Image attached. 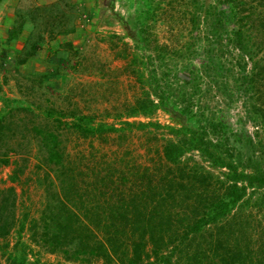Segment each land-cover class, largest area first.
Listing matches in <instances>:
<instances>
[{"label": "trees", "instance_id": "1", "mask_svg": "<svg viewBox=\"0 0 264 264\" xmlns=\"http://www.w3.org/2000/svg\"><path fill=\"white\" fill-rule=\"evenodd\" d=\"M167 1L168 6L175 2ZM181 2L182 11L178 14L184 17L187 25L186 33L178 42H159L153 28L161 13L156 0H135V8L128 12L126 20L129 27L126 29L133 41L131 45L114 32L107 36L114 56L124 61V68L140 87L134 100L125 101L121 113L116 114L119 127L115 123L96 122L90 114H67L64 110L60 111L61 118L54 117L53 121L65 124L84 137L102 136L157 126L150 121L132 122L123 117H150L157 110H164L173 116L177 126H167L170 136L163 137V164H168L167 167L173 171L187 163L182 160L186 153L197 151L212 168L226 169L220 172L225 179V184H222L224 190L214 205L210 199L216 175L204 167L199 170L183 167L186 172L180 189L168 181L141 180L143 171L147 172L149 168H140L138 164L128 169L124 164L125 167L120 168L121 182L119 173L109 178L105 172L106 178L99 180V186L90 188L91 191L99 190L100 199L87 200L90 206L101 207L99 227L92 224L91 216L85 218L73 208H67L66 215L57 213L52 220L56 225L53 241H59L62 234L66 235L65 232L72 235L69 249L63 251L72 259L86 261V258L95 256L110 258L114 244H126L128 264H147L144 259H149L150 254L158 258L156 262L159 264H179V261L181 264H191L193 260L201 259L226 260L228 256L217 253L211 239H205L204 244L196 247H192V243L245 198L249 187L264 188V170L260 166L240 164L241 158L234 155L237 148L228 144V141L235 140L226 138L222 130L223 121L206 102L210 88L218 92L227 88H244V96L251 99L255 96L246 94L250 89L254 88L257 97L260 92L255 88H264V0ZM39 8L61 11L51 16L49 29L41 27V30L51 33L56 47L66 45V49L51 48L49 60L65 64L70 61L71 67L81 64L80 49L86 31L75 20L76 4L72 0H56ZM66 12L72 13V17L69 23L63 24L62 19H67ZM21 19L24 20L23 17ZM35 28H17L18 32L22 30L24 45L30 44V53L23 63L29 61L28 57L44 54L42 35L45 32L39 33L36 41H29L30 36H34L31 32ZM40 37L41 40H38ZM246 106H250L247 107L249 112H261L264 116L261 105ZM12 116L11 113L8 117L7 112L0 113V144L9 137L11 129L8 118ZM39 137L44 141L48 157H60L59 138L54 131L41 128ZM223 140H227L229 147L226 153L221 152ZM12 152L0 150V166L10 161ZM244 167L250 171L247 172ZM138 170H142V173L139 174ZM23 229L15 187L0 188V248L11 247L14 252L9 253L7 259L14 260L16 264H34L29 260L28 253L18 252L23 244ZM44 229L47 230V227ZM13 232L17 240L12 243L8 237ZM182 244L186 245L182 247ZM263 249V246H259L239 251L244 254V264H264ZM0 264H3L1 255Z\"/></svg>", "mask_w": 264, "mask_h": 264}, {"label": "rangeland", "instance_id": "2", "mask_svg": "<svg viewBox=\"0 0 264 264\" xmlns=\"http://www.w3.org/2000/svg\"><path fill=\"white\" fill-rule=\"evenodd\" d=\"M72 1L77 7L75 20L86 31L80 49L81 64L71 67L70 61L65 64L49 60L51 48L66 49V45L56 47V40L51 33L41 30L45 26L49 29L52 25L51 16L61 13L57 9L39 8L49 3L20 1L14 16L8 20V27L0 30V113L7 112V117L13 114L8 118L11 129L9 137L0 144L1 151L13 150L10 161L0 166V188L15 187L17 209L24 223L21 231L23 244L19 246L18 252L28 253L29 260L34 261V264H128L126 244H114L112 257L106 259L98 256L88 257L86 261L70 258L63 251L69 249L72 235L65 232L66 235L62 234L59 241H53L56 225L52 220L57 213L66 215L67 208H73L85 218L91 216L92 224L99 227L101 207H92L87 200L98 201L101 196L99 190L91 191L90 188L99 186V180L105 177V172L109 178L119 173L121 182L120 168L125 165L127 169L135 164L140 168L148 167L149 170L143 171L144 176L139 179L146 182L168 181L177 189H180L186 172L183 167L190 166L195 170L204 167L216 175L210 199L214 205L224 190L222 184H225V179L220 172L226 169L212 168L197 151L186 153L182 160L187 163L175 166L173 171L167 167L168 164L164 165L161 156L163 137L170 136L167 126L177 124L170 113L161 109L150 117H123L132 122L150 121L157 126H144L102 136L84 137L65 124L53 121L61 118L60 111L64 110L67 114H90L96 122L115 123L119 127L116 114L121 113L125 101H133L140 91L135 79L124 68V61L114 56L107 38L114 32L123 36L130 45L133 43L126 29L129 27L126 18L128 12L135 8V0ZM167 2L156 0L161 13L153 28L160 43H170L171 40L178 42L186 33V20L178 14L182 11L181 0H175L171 6ZM66 13L67 19H62L63 24L69 23L72 17V13ZM21 26L24 30L36 27L31 32L34 36L28 39L31 42L36 41L39 33L45 32L43 38H38L43 39L44 54L28 57L26 63L22 61L30 53V44L24 45V35L20 33L22 30H17ZM47 49L49 51L46 52ZM255 89L260 92L257 97L254 88L246 93L250 97L255 96L251 99L244 96V88H227L223 92L210 88L206 102L223 121L222 130L226 138L235 140L228 141V144L237 148L233 153L235 158H241L240 164L260 166L264 170V116L251 109L249 112L250 106H246L261 105L264 109V88ZM41 128L57 134L60 157L51 159L47 156L44 141L39 137ZM223 141L221 152L226 153L229 147L226 145L227 140ZM244 170L250 171L248 167H244ZM138 173H142V170H138ZM205 239H211L216 252L226 254L228 259L193 260L191 264H244V254L239 251L264 247V188L249 187L247 196L225 217L213 223L207 233L198 235L192 247L204 244ZM8 240L15 242L17 235L13 232ZM53 246L56 247L52 249ZM12 252L11 247L0 248L3 264H16L14 260L7 259V255ZM157 260L150 254V258H145L144 262L159 264Z\"/></svg>", "mask_w": 264, "mask_h": 264}, {"label": "crops", "instance_id": "3", "mask_svg": "<svg viewBox=\"0 0 264 264\" xmlns=\"http://www.w3.org/2000/svg\"><path fill=\"white\" fill-rule=\"evenodd\" d=\"M20 1L22 2V0H0V30L8 27V20L14 16V12ZM54 1L56 0H38L39 3H50Z\"/></svg>", "mask_w": 264, "mask_h": 264}]
</instances>
